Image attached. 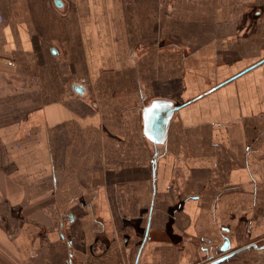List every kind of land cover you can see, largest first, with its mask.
<instances>
[{
	"label": "crops",
	"instance_id": "obj_1",
	"mask_svg": "<svg viewBox=\"0 0 264 264\" xmlns=\"http://www.w3.org/2000/svg\"><path fill=\"white\" fill-rule=\"evenodd\" d=\"M251 243L264 0H0V264H264Z\"/></svg>",
	"mask_w": 264,
	"mask_h": 264
},
{
	"label": "water",
	"instance_id": "obj_2",
	"mask_svg": "<svg viewBox=\"0 0 264 264\" xmlns=\"http://www.w3.org/2000/svg\"><path fill=\"white\" fill-rule=\"evenodd\" d=\"M59 2V1H57ZM75 90L79 93L83 92V86L76 84L74 86ZM179 106H175L172 101L167 99H157L152 101V103L147 106L144 110V117H145V133L147 137L152 140L156 144H163L166 140L167 135V127L169 124V121L174 113L175 110H177ZM149 227V225H148ZM143 246V245H142ZM254 247L257 249H264V244L261 246H258L255 243L246 244L241 249H246ZM230 249V241L227 237H225L222 245L217 250V252H226ZM235 251H231L229 253H226L216 259H213L209 261L206 264H217L231 255H233ZM140 253L136 259V263L138 264Z\"/></svg>",
	"mask_w": 264,
	"mask_h": 264
},
{
	"label": "rangeland",
	"instance_id": "obj_3",
	"mask_svg": "<svg viewBox=\"0 0 264 264\" xmlns=\"http://www.w3.org/2000/svg\"><path fill=\"white\" fill-rule=\"evenodd\" d=\"M199 248H200V246H199ZM200 251H201V249H200ZM219 253H216V255H218ZM215 255V256H216ZM205 259H204V257L201 259H198L197 261H193V262H190V263H188V264H201L203 261H204Z\"/></svg>",
	"mask_w": 264,
	"mask_h": 264
},
{
	"label": "flooded vegetation",
	"instance_id": "obj_4",
	"mask_svg": "<svg viewBox=\"0 0 264 264\" xmlns=\"http://www.w3.org/2000/svg\"><path fill=\"white\" fill-rule=\"evenodd\" d=\"M234 251H235V250H234ZM234 254H235V253H234ZM234 254H233V255H234ZM233 255H231L230 257H232ZM230 257H228V258H230Z\"/></svg>",
	"mask_w": 264,
	"mask_h": 264
}]
</instances>
